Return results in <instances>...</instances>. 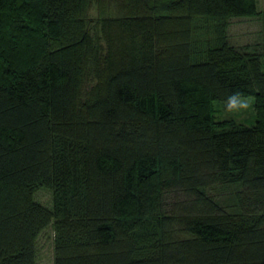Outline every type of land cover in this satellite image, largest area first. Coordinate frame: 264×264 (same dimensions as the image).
<instances>
[{"label": "trees", "instance_id": "obj_1", "mask_svg": "<svg viewBox=\"0 0 264 264\" xmlns=\"http://www.w3.org/2000/svg\"><path fill=\"white\" fill-rule=\"evenodd\" d=\"M237 91L251 127L215 118ZM48 227L53 264H264L256 0H0V264Z\"/></svg>", "mask_w": 264, "mask_h": 264}, {"label": "rangeland", "instance_id": "obj_2", "mask_svg": "<svg viewBox=\"0 0 264 264\" xmlns=\"http://www.w3.org/2000/svg\"><path fill=\"white\" fill-rule=\"evenodd\" d=\"M257 12L264 11V0H256ZM261 23L262 19L259 16L240 18L231 20L229 26V37L228 40L230 44L236 48H239L248 53L257 52L255 48L260 45V35H261ZM216 109L215 118L217 121H233L237 125H243L246 127H251L255 124L254 111L249 110L240 114H230L225 111L224 104L221 102L214 103ZM37 200L39 203L46 205L50 208L51 206V195L47 191H40L37 194ZM53 230L48 227L43 233L39 235L36 242V254L38 259V264H53Z\"/></svg>", "mask_w": 264, "mask_h": 264}, {"label": "clouds", "instance_id": "obj_3", "mask_svg": "<svg viewBox=\"0 0 264 264\" xmlns=\"http://www.w3.org/2000/svg\"><path fill=\"white\" fill-rule=\"evenodd\" d=\"M255 98L243 92H232L223 101L225 111L230 114H240L249 110L254 111Z\"/></svg>", "mask_w": 264, "mask_h": 264}]
</instances>
